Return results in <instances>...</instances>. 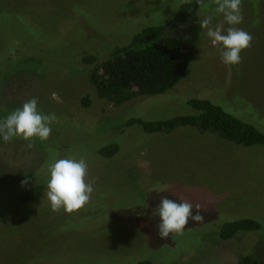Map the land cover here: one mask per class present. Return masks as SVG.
I'll return each instance as SVG.
<instances>
[{
	"label": "rangeland",
	"instance_id": "rangeland-1",
	"mask_svg": "<svg viewBox=\"0 0 264 264\" xmlns=\"http://www.w3.org/2000/svg\"><path fill=\"white\" fill-rule=\"evenodd\" d=\"M192 1L0 0V119L31 98L56 117L49 138H34L31 148L22 139L0 141V264H240L252 250L264 264L260 235L218 240L222 223L241 218L258 220L264 232L263 148L190 127L153 134L126 127L131 118L192 114L186 102L198 98L264 132V0H241L243 21L235 27L252 41L236 66L222 63L219 45L201 28L206 17L213 29L230 27L215 12L216 0L204 1L187 76L163 95L116 107L97 96L94 65L83 63L87 55L107 60L114 47L163 25ZM177 35L186 39L183 29ZM114 143L116 155L98 156ZM65 158L86 161V182L94 189L70 214L53 211L46 196L49 165ZM37 184L44 185L40 200L18 201V193ZM161 198L192 203L193 215L199 204L203 219L161 239L153 216Z\"/></svg>",
	"mask_w": 264,
	"mask_h": 264
},
{
	"label": "trees",
	"instance_id": "trees-1",
	"mask_svg": "<svg viewBox=\"0 0 264 264\" xmlns=\"http://www.w3.org/2000/svg\"><path fill=\"white\" fill-rule=\"evenodd\" d=\"M204 1L182 4L169 21L144 28L128 42L114 47L109 58L101 63L97 62V56H84V64L94 65L90 83L97 96L119 107L136 97L163 95L185 79L190 46L197 41L200 32L197 12ZM179 29L186 32L185 40L177 35ZM186 103L192 114L161 121L131 118L126 127L137 125L147 134L170 133L177 127H190L238 146L264 149V132L254 125L234 117L206 99L193 98ZM88 104L89 100L84 99L83 105ZM118 151L119 146L114 143L99 148L97 154L111 158ZM43 191V184L31 186L17 194L18 201L36 202L42 198ZM259 232L264 233L258 220L241 218L222 223L218 229V240L228 241L238 233H252L260 235L261 243L264 238ZM260 248L264 250V247ZM240 264H261V260L252 250L240 260Z\"/></svg>",
	"mask_w": 264,
	"mask_h": 264
},
{
	"label": "clouds",
	"instance_id": "clouds-1",
	"mask_svg": "<svg viewBox=\"0 0 264 264\" xmlns=\"http://www.w3.org/2000/svg\"><path fill=\"white\" fill-rule=\"evenodd\" d=\"M241 0H216L215 12L222 14L224 23L230 25L225 30L209 27L211 17L201 21V28L206 29V36L214 45L221 49V61L225 66H236L241 62V52L250 47L252 36L235 27L243 21L241 14ZM56 119L54 114H44L38 109V101L31 98L20 108L15 109L5 118L0 119V141L11 142L13 139L28 141V147L33 146V139L46 141L52 132V123ZM88 165L84 159H57L49 165L46 196L53 211L63 209L66 213H73L87 204L93 192L91 182H86ZM25 179L22 184H27ZM165 190L156 191L157 193ZM197 214H192L193 204L180 199L179 202L161 198L153 211V216L159 218L158 234L161 239L170 234H182L191 219L201 221L199 214L201 205H195Z\"/></svg>",
	"mask_w": 264,
	"mask_h": 264
}]
</instances>
